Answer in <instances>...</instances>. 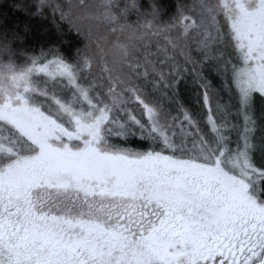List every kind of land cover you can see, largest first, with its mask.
I'll return each instance as SVG.
<instances>
[{
    "label": "snow or ice",
    "instance_id": "6c2138e0",
    "mask_svg": "<svg viewBox=\"0 0 264 264\" xmlns=\"http://www.w3.org/2000/svg\"><path fill=\"white\" fill-rule=\"evenodd\" d=\"M0 264H264V0H0Z\"/></svg>",
    "mask_w": 264,
    "mask_h": 264
},
{
    "label": "trees",
    "instance_id": "16d2710c",
    "mask_svg": "<svg viewBox=\"0 0 264 264\" xmlns=\"http://www.w3.org/2000/svg\"><path fill=\"white\" fill-rule=\"evenodd\" d=\"M5 2L8 3L10 2V0H5ZM9 15L12 16V18L16 20L17 22H19L21 25H23L26 21V18L23 15L18 14V13H12L11 9H9ZM48 40H49V36L47 34H40L39 32L34 31L28 40V44L30 46H35L39 48V46L42 43H46ZM67 40H69L72 45L78 46L76 45V41L72 35H69L67 37ZM65 49L66 50L68 49L67 45H65Z\"/></svg>",
    "mask_w": 264,
    "mask_h": 264
}]
</instances>
